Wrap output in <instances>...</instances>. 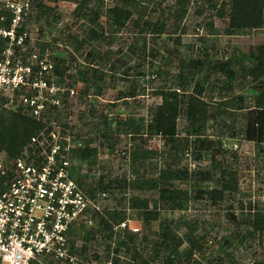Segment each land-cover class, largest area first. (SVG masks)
I'll return each instance as SVG.
<instances>
[{
    "label": "rangeland",
    "instance_id": "obj_1",
    "mask_svg": "<svg viewBox=\"0 0 264 264\" xmlns=\"http://www.w3.org/2000/svg\"><path fill=\"white\" fill-rule=\"evenodd\" d=\"M40 1L47 9L43 14L42 10L34 6L29 24L32 43L39 56L49 52L52 55V62L55 63V54L58 52L64 57L65 66L69 67L68 72L62 78L55 75L52 77L55 82L62 81L61 87H70L75 92L68 96L69 98L66 100L68 105L64 107L66 112L58 114V122L69 129L81 141L82 145L97 149L95 162L78 161L72 169V175L79 183L83 184L84 189L92 191L88 194L97 196L99 193H108V197L102 199V210L96 217L99 219L105 216L113 223L118 222L123 217L121 215L131 219L134 222V227L141 228L137 234L139 239L137 249L144 259L152 255L159 224L164 220L174 222L173 227L178 238L184 237L186 233L183 226L184 221H194L201 224L197 234H205L206 236L205 241H201V243L203 242V251L195 252L193 256L195 261L191 264H199L200 262L202 264H230L231 261L235 264H254V261L264 259V236L257 235L255 239H248L243 244L239 243V239L248 229V226L244 224L246 217L252 211L264 209V152L257 148L254 142L245 140L243 136L246 125L244 114L248 108L255 105V92H262L250 81V78L236 80L233 83V92L229 94L220 92L212 84L215 79L212 76L209 86H206L202 95L205 101L209 102L210 105L213 104L211 107H216L223 112H225L224 103H228L232 98L239 96L244 99L241 104L243 110L235 111L232 113L234 115L229 117L221 113L215 123L210 122L208 124L206 131L208 139L214 143L219 140L223 144V148L227 150L228 154L224 159L220 151L214 147L212 150L204 152L199 160L189 152L190 156H179L174 161L172 158H162L161 156L156 159L157 169H163L167 166L175 167L178 170L186 169L192 180L199 182L201 189L218 181L220 170L215 169L217 167L214 164L224 161L229 171L236 173L238 191L225 193L223 201L217 204L198 199L191 202L185 211L170 213L161 207L157 199V192L131 188V183L139 176H150L148 173L150 167L146 163L145 168L141 162L132 164L131 151L138 146L148 151L160 153L163 143L159 137H149L146 134H143L140 140H132L129 135L124 134L123 127L116 124L117 121H125L128 117H133L134 122L142 117L148 119L150 109L160 104V99L155 93L164 83L172 84L178 71V55L170 58L167 74H161L154 79L149 75L163 67V61L168 55L167 49L175 48L182 57L196 59L202 55V51L197 45V37L206 35L210 37V42L216 40L219 43V47L226 53V57L231 54L232 50L248 55L257 45L264 43V28L254 30L245 36H225L223 31L227 28L228 20L226 17H218L216 12L222 4H224L223 8L228 10L230 0H212L217 5L214 10L207 9L205 0H189V13L180 24V27H183L185 31L181 35L179 46L174 44L173 39L180 34V31L171 34L174 26L171 28L173 20H170L165 34L160 38L153 39L149 34L146 36V60L140 61L138 55L128 50L134 32L132 20L136 16L129 12H122L116 19L120 31L115 34L114 40L108 39L111 29L106 25L107 20L102 16L99 23L104 26L107 39L100 43L92 42L85 45L75 55L69 44L71 37L83 38L88 27L82 16H79V12L83 8L82 0ZM141 1L147 7L144 19L151 21H156L162 10L167 12L176 3V0ZM98 2H102V6L108 8L113 6L116 0H90L88 8L96 7ZM197 11H202V14L198 15ZM210 22L213 23L217 37L209 35L207 24ZM139 45H141V41ZM209 51L211 55H214V51L211 49ZM89 52L96 55L95 61L91 62L87 58ZM150 54L155 58L151 57ZM102 57L105 59L101 61L102 64H98L97 60ZM73 58L76 61H73ZM117 60L125 62L130 67L142 62L146 76L143 80H138L137 83L141 89V95L135 100L128 99L126 102L118 100V93L125 91L132 82L130 79L120 78L119 75H122L124 66L119 68L117 64V70L114 73L115 80L112 82L110 75H108L105 79L106 86L102 88L101 94L93 95L94 85L90 81V84L87 83L89 94L82 95L85 83L76 77L78 68L91 63L108 72L109 66L116 63ZM210 60H213L212 57ZM150 61L153 62L152 67L149 66ZM217 77L220 78V76ZM149 79H153L152 84L147 82ZM5 110L9 111L8 109ZM101 115H106L111 122L110 129L104 137L97 130L100 128ZM183 128L184 119L180 118L177 127L180 137L185 135ZM109 144L114 147L112 153L108 152ZM199 171H210V180L202 181L196 174ZM155 173L154 175H156ZM100 182H102L101 185ZM175 185L178 189H187L189 182L179 180L175 182ZM103 186L108 187L109 191L103 192L101 190ZM190 193H198V189L191 190ZM75 233L76 249L81 250L86 246L83 255H90L93 251H97L98 246L102 244L95 223L91 226L79 227ZM88 235L93 238L86 243L85 238ZM206 240L209 243H206ZM223 241L228 242L230 246L226 247ZM184 247L185 245L182 246V248ZM121 255L126 258L129 257V255ZM149 262V264H161L162 259L149 260Z\"/></svg>",
    "mask_w": 264,
    "mask_h": 264
},
{
    "label": "trees",
    "instance_id": "obj_2",
    "mask_svg": "<svg viewBox=\"0 0 264 264\" xmlns=\"http://www.w3.org/2000/svg\"><path fill=\"white\" fill-rule=\"evenodd\" d=\"M50 1L58 2L60 0ZM81 2L83 8L79 12V16H82L88 27L83 38L78 39L77 36L71 37L69 44L75 55L85 45L92 42L100 43L107 39L108 36H105L104 26L99 23V19L102 16L107 20V24H105L111 29L108 39L114 40L115 34L120 31L116 19L120 13L129 12L134 14L136 18L132 20L134 32L128 50L138 55L140 61H145L147 55L146 36L149 34L153 39L160 38L165 34L168 22L173 20L171 28L174 26V29L171 34H175L178 30L180 31V34L173 39L174 44L179 46L181 35L185 31L183 27H180V24L189 13V0H176L175 5L170 7L167 12L161 11L156 21L144 19L147 7L144 6L141 0H116V3L108 8L103 7L102 2H98V5L94 8H88L90 0H82ZM205 2L208 10L216 9L217 5L212 0H205ZM32 6L33 8L34 6L35 8L38 7L43 11V14H45L47 9L40 0H33ZM223 6L224 4L216 12L218 17H226L228 20L227 28L223 31V35L228 37L245 36L254 30L264 28V0H230L228 10H225ZM196 13L200 15L202 11H197ZM207 29L209 30V35L217 37L212 22L207 24ZM209 39L210 37L206 35H199L197 37V45L199 46V50L202 51V55L196 59L182 57L175 48L167 49L168 55L163 61V67L158 68L157 71L149 75V77H153L154 79L161 74H167L169 72L167 68L170 58L178 55V71L172 84L168 85L167 82L164 83L155 93L160 99V104L150 109L148 119L142 117L134 122L133 117H128L125 121L116 122L118 126L123 127L124 134L129 135L132 140H140L142 135L146 134L149 137H159L162 141L163 148L160 153L148 151L138 146L131 151L130 158L133 165L141 162L144 168L145 163L150 167V170H148L150 176H139L131 183V188L134 190L157 192V199L161 207L170 213L185 211L191 202L198 199H204L211 204H217L223 201L225 193H235L238 191L236 173L231 170L229 171L224 161L214 164L217 167L215 169L220 170L218 181L202 189L199 182L192 180L186 169L178 170L175 167L168 166L163 169H157L156 159L159 156L162 158H172L174 161L179 156L194 154V157L199 160L202 158L203 153L212 150V147L220 151L223 159L227 156V150L223 148V144L219 140L214 143L208 139L207 127L210 122L215 123L218 115L221 113L229 117L230 115H234L232 114L233 112L243 110L241 104L244 99L238 96L232 98L228 103H224L225 112L219 111L216 107H211L213 104L210 105L202 97L206 86H209L210 77H215L212 84L220 92L232 94L234 89L233 83L238 79L247 78H250V81L261 89L262 92H255V105L248 108L244 114L246 125L243 136L245 140L254 142L257 148H260L264 152V43L257 45L248 55L232 50L231 54L226 57V53L219 47V43L216 40L210 42ZM140 41L141 45H139ZM210 49L214 51V55L209 53ZM150 55L154 57L152 54ZM211 57L213 60H210ZM87 58L93 62L96 60V55L89 52ZM103 59L105 58H100L97 60V63H101ZM55 60L53 74L58 78H62L68 72L69 67L65 66L64 57L58 52L55 54ZM72 60L76 61L74 58ZM121 62L123 61L117 60L116 63H112L109 66L108 72L104 68L95 67L91 63L79 67L76 77L85 83L82 95L89 94L88 84H90V81L94 85L93 95L98 96L101 94L102 88L106 86V77L110 75L112 82L115 80L114 73L117 70V64L119 68L120 66H124L122 75H119L120 78L130 79L132 82L125 91L118 93V100L126 102L128 99L135 100L136 97L140 96L141 89L137 83L139 82L138 80H143L146 76L143 71L142 62H138L134 67ZM149 64V66H153L152 61ZM217 76H220L221 79H218ZM153 79H149L147 82L152 84ZM59 82L58 84L62 83V81ZM190 87L191 90L189 91ZM66 95H68V92L65 93L64 97ZM180 118L184 119L183 130L185 135L182 137L178 135L177 130ZM110 125L111 122L108 117L101 115L100 128L97 130L104 137L109 131ZM43 127L44 124L42 122L35 121L27 114H22L21 112L14 113L0 108V151H5L9 157L17 155L22 147L29 142L30 138L38 135ZM92 130L94 131V129ZM113 148L109 144L108 152L112 153ZM69 158L78 160L79 162H95L97 159V149L89 147L74 149L69 152ZM196 174L202 181L210 180V171H199ZM179 180L189 182L188 188L178 189L175 182ZM79 184L83 187L82 183ZM197 189L198 193H190L191 190ZM101 190L106 192L109 191V188L103 186ZM86 191L87 193L92 192L91 190ZM121 216L118 222L126 219L124 215ZM93 219L97 226V233L102 240V244L98 246L100 256L97 258H104L108 247L107 241L111 238V221L105 216L99 219L94 216ZM244 224L248 226V229L239 239L240 244L247 242L248 239H255L257 235L264 236V209L252 211L244 220ZM173 226V221L164 220L159 224L156 240L153 243L152 255L148 256L147 259H144L138 252L137 242L139 239L136 234H126L121 238L117 237L115 239L116 248L114 249V253L116 256L113 261L114 264H149V260L154 261L157 259H162L161 264L193 263L195 261L193 259L195 252L203 251L202 244L206 237L205 234H197L201 224L194 221H184L183 226L186 229V233L182 238H178ZM89 235L85 238L86 243L93 238L89 237ZM201 241L203 242L201 243ZM206 243L209 242L206 240ZM223 243L226 247L230 246L226 241H223ZM183 245H185L184 248H182ZM85 247H83L82 251L86 250ZM103 247L104 249L102 250ZM121 254L129 255V257H123ZM199 264L202 263L200 262ZM230 264L235 263L231 261ZM254 264H264V259L261 261L256 260Z\"/></svg>",
    "mask_w": 264,
    "mask_h": 264
},
{
    "label": "built area",
    "instance_id": "obj_3",
    "mask_svg": "<svg viewBox=\"0 0 264 264\" xmlns=\"http://www.w3.org/2000/svg\"><path fill=\"white\" fill-rule=\"evenodd\" d=\"M32 2L0 0V108L44 124L17 155L0 151V264H114L115 239L141 228L111 222L104 258L76 249L75 231L94 224L108 193L91 196L72 175L69 152L85 146L58 114L75 92L52 80L51 53L39 56L32 43Z\"/></svg>",
    "mask_w": 264,
    "mask_h": 264
}]
</instances>
